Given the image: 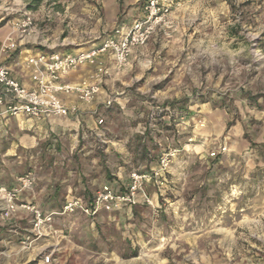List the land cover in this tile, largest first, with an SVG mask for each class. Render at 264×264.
<instances>
[{
  "label": "rangeland",
  "instance_id": "374dc122",
  "mask_svg": "<svg viewBox=\"0 0 264 264\" xmlns=\"http://www.w3.org/2000/svg\"><path fill=\"white\" fill-rule=\"evenodd\" d=\"M145 1L136 4L143 17ZM170 1L167 28L104 80L111 87L84 110L89 123L31 147L20 146L14 128L0 139V187L17 188L19 177L31 176L19 199L44 215L60 212L67 196L90 199L98 182L113 184L119 172L123 182L128 177L124 190L132 172L152 174L168 154L160 177L144 186L151 204L139 198L133 208L94 217L58 215L53 232L40 236L19 210L0 219V264H44L49 254V264L264 257V0ZM120 3L123 15L129 7ZM94 5L0 0V24L12 29L29 15L48 46L74 52L127 28L119 17L97 23Z\"/></svg>",
  "mask_w": 264,
  "mask_h": 264
},
{
  "label": "built area",
  "instance_id": "2783aa9c",
  "mask_svg": "<svg viewBox=\"0 0 264 264\" xmlns=\"http://www.w3.org/2000/svg\"><path fill=\"white\" fill-rule=\"evenodd\" d=\"M171 6L170 0H146L142 20L127 28L114 30L98 48L90 51L77 54L44 52L29 57L27 64L32 68L31 88L23 87L10 75L8 68L0 64V118L22 116L40 121L49 117L66 118L76 114L77 106L66 105L62 96H75L82 104L92 103L100 93L103 81L110 78L112 72H119L127 64L133 50L142 48L154 35L167 28ZM37 35L38 29L32 17L23 16L12 25L10 34L0 42V56L13 52L17 42L35 38ZM105 54L112 57V70L104 63L96 62ZM89 63H94V71L88 79L74 85L62 82L63 77ZM107 104H110V101H107ZM167 164L168 154H164L160 159L158 171L152 174L132 172L124 190H113L109 185H104L94 193L90 203L71 199L64 203L60 212L47 215L36 205L19 199L20 193L32 186L31 176H22L17 179V188L0 187V219L9 220L19 210L27 212L32 217L31 231L40 236L45 228L49 229V234L53 232V220L58 215L80 213L94 217L101 211L113 212L121 208H133L139 203V198L143 204H151L150 199L143 194L144 186L160 177ZM50 261L49 254L44 257L43 263L49 264ZM251 264L264 263L254 261Z\"/></svg>",
  "mask_w": 264,
  "mask_h": 264
},
{
  "label": "crops",
  "instance_id": "0c3cea01",
  "mask_svg": "<svg viewBox=\"0 0 264 264\" xmlns=\"http://www.w3.org/2000/svg\"><path fill=\"white\" fill-rule=\"evenodd\" d=\"M95 5L93 8L94 14L96 16V22L101 24V21L110 20L113 25L114 22L118 19V17L121 20V23L127 27H129L131 24H133L136 21L142 20V10L140 7L136 8V4L140 0H122L129 8L128 11L125 12L123 15L119 13V7L121 6V0H94ZM111 25V26H112ZM112 28V27H111ZM4 31V32H3ZM0 42L8 36L11 32V26L6 24H0ZM100 33V32H99ZM100 37V34H99ZM105 38V37H104ZM103 38V39H104ZM103 39L94 44L93 46H87L85 48H80L74 50V52H68L72 54H77L79 52H87L92 49L98 48L103 41ZM66 45H74V42H64ZM57 46L54 42L49 43V46L47 44V40L44 39V36L42 34H38L35 38L32 39H25L23 41L17 42L16 49L13 52H10L8 55L0 56V64L6 66L10 72V75L16 79L23 87L25 88H31L33 85L32 81V68L27 64V59L31 56H35L39 53L44 52H58L54 50L53 48ZM82 46V45H81ZM136 50L132 52V54L128 58V62L130 61L133 53ZM96 62H102L107 67L111 66L113 64L112 57L110 54H105L100 56ZM111 68V67H110ZM94 71V63L85 64L81 67H79L77 70L73 71L69 75L63 77L62 82L69 83V84H78L83 80H86L90 77L91 73ZM111 81V82H110ZM110 81H104V83L101 86V92L98 94L100 97L105 93L106 91L103 89L106 83L108 82L111 87L112 80ZM113 92H117L116 90H113ZM98 99H103L104 96ZM97 97L93 101L98 100ZM63 102L68 105H76L77 106V112L74 115H69L66 118H59V117H49L40 121L27 119L26 117H16V118H0V139L4 137L8 133V131L11 128H14L17 132V135L22 134L21 138L19 139L20 146L25 147H31L36 141L39 139H45L49 137V133H56L65 131L67 129L73 128L75 131L79 128V125L81 122L89 123L88 122V116L89 114H86L84 112L85 109H87V105L90 104H82L79 103L75 96H62ZM91 109V107H90ZM94 114V111L92 112ZM24 134H31V137L25 136ZM83 136V135H82ZM262 143H264L263 140H260ZM246 145H249L248 142L242 143V147L246 148ZM257 155V153H256ZM262 160V158H260ZM121 172H119V178L118 181L110 184L107 182H98V186L94 192H96L101 186L109 185L112 187L113 190L120 189L121 187H124L125 184L128 182V177L126 178L125 182H123L121 178ZM118 186L120 188H118ZM117 187V188H116ZM94 193L92 194L91 198H93ZM83 199L87 202L91 199H84L81 197H71L67 196L64 203L71 199ZM26 202H29L25 199ZM29 203H32L30 201ZM64 203L62 205H64ZM125 210V209H124ZM129 210V209H127ZM259 262L264 263V257L260 258L258 260ZM205 264H231L229 261H221L220 259H215L213 255H210L205 260ZM243 264H251V261L247 258L244 259Z\"/></svg>",
  "mask_w": 264,
  "mask_h": 264
},
{
  "label": "trees",
  "instance_id": "16d2710c",
  "mask_svg": "<svg viewBox=\"0 0 264 264\" xmlns=\"http://www.w3.org/2000/svg\"><path fill=\"white\" fill-rule=\"evenodd\" d=\"M35 3H39L41 0H33ZM111 187V186H110ZM112 188V187H111ZM118 191H122V189H117ZM92 201V198L88 201L89 203Z\"/></svg>",
  "mask_w": 264,
  "mask_h": 264
}]
</instances>
